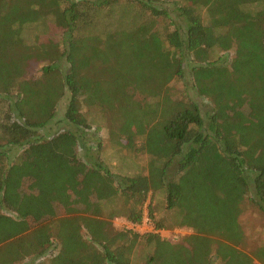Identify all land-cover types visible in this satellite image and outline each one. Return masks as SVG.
Masks as SVG:
<instances>
[{"label": "trees", "instance_id": "obj_1", "mask_svg": "<svg viewBox=\"0 0 264 264\" xmlns=\"http://www.w3.org/2000/svg\"><path fill=\"white\" fill-rule=\"evenodd\" d=\"M122 3L131 10L110 28ZM168 3L183 25L163 35ZM52 24L62 43L42 41ZM187 70L211 111L173 98ZM85 107L121 148L149 156L147 174L115 178L82 161ZM55 119L76 130L52 133ZM146 123L142 144L124 134ZM157 193L171 225L155 217ZM247 200L264 215V0H0V206L17 214L0 211V264H134L140 245L144 264H264V243L251 246L241 224ZM147 202L158 229L195 234L175 243L112 223H140Z\"/></svg>", "mask_w": 264, "mask_h": 264}, {"label": "rangeland", "instance_id": "obj_2", "mask_svg": "<svg viewBox=\"0 0 264 264\" xmlns=\"http://www.w3.org/2000/svg\"><path fill=\"white\" fill-rule=\"evenodd\" d=\"M165 7L168 8L169 11L172 12L171 20L166 22L162 18L158 19V23L156 25L157 30L161 34L166 33L167 28L169 27V24L171 21L183 25V21L177 17V13H175L174 7L171 3H168L165 5ZM116 9H113V14H115V17L111 19L110 28L116 29L119 26H117V19L120 13L124 11L131 10V6L126 3H122L119 6L115 7ZM107 22L106 20H103L102 24L100 25V28L102 31H105L107 28ZM42 29V26L38 27L36 31H40ZM112 29V30H113ZM35 31V32H36ZM30 35L33 36L31 33ZM29 36V35H28ZM41 39L44 42H48L50 40L54 41H61L63 39V35L60 29H57L53 24L50 25V29L48 32L43 33L41 35ZM63 49V47H62ZM214 55L215 52L213 53ZM213 55V56H214ZM233 56V52L228 55V59H230ZM65 65V64H64ZM42 65L37 64H31L30 72L32 76L40 75L42 72ZM171 93L173 95L174 99H193L197 102H199L204 110V112L211 111V104L204 100L203 98L199 97L196 93V91L193 89V81L192 76L190 74V71L187 70L186 72V78L184 81H176L172 83L171 85ZM67 100L64 99L58 109H57V119H63L64 111L67 107L66 104ZM89 109V108H88ZM84 108V113L86 114L87 121L91 127L89 131H87V136L85 138V142H82V138H79V144L81 147H79V157L87 163L88 165H96L101 164L103 167L108 169L111 174L117 178L122 176H135L139 174H147L148 171V163H149V156L145 153H137V152H130L128 150H124L121 148L120 145H118L112 136H110V130L108 129V121L106 120L105 116L100 112L99 109L91 108V109ZM55 119L52 124L49 126V128H52V133L56 132H62L66 131L68 129H72L75 131V128H72L71 126L66 125L65 122L62 124H54L56 122ZM227 123L230 125L231 121L230 119L227 120ZM149 124L146 123V126L144 128H141L140 126H134V127H128V129H124V134L129 135H136L137 140L140 142L139 144H142L146 139L148 134L149 127H147ZM143 129H145L143 131ZM50 130V129H49ZM51 133V131H48ZM43 133V131H42ZM77 133V132H75ZM49 134V133H48ZM54 134H52L53 136ZM83 145H86V147H83ZM24 148L20 147H14L10 149V154L12 156L11 163L16 164L19 156L22 154ZM63 188H66L63 185ZM75 197V196H74ZM112 199H110L111 201ZM164 196L163 194L157 193L154 195L153 201H152V207L154 208V214L157 219L165 220L167 225L173 224L177 218V214L174 212L167 211L163 206ZM147 204H150V202H147ZM117 207V202L115 203H108L102 207V209H105V213H110L114 208ZM244 213L241 217V224L243 228L245 229V232L249 239V244L252 246L256 244V242L264 243V215L259 212L258 208L253 205L249 200L244 202L243 204ZM4 211L7 214H10L12 216H16L17 214L11 213L8 211L3 210V208L0 206V211ZM79 212L80 210H76ZM92 210H89L85 212L84 214L92 215ZM94 216H100L101 217V211L99 210ZM112 223L117 228H123L125 226V219L124 217H118L114 218L112 220ZM51 234L54 232V223L49 222L46 224ZM54 241V239H52ZM55 246V245H53ZM56 252L55 248H51L49 253ZM150 250L145 245H140L137 254L134 260V264H144V259L147 254H149ZM32 258L26 259L25 262L22 264H31Z\"/></svg>", "mask_w": 264, "mask_h": 264}, {"label": "built area", "instance_id": "obj_3", "mask_svg": "<svg viewBox=\"0 0 264 264\" xmlns=\"http://www.w3.org/2000/svg\"><path fill=\"white\" fill-rule=\"evenodd\" d=\"M123 228L135 230L140 234L158 233L163 239L175 243L179 242L186 236L195 234L192 229L186 227L173 229H158L150 215L149 204H146L144 206L143 217L140 223H132L125 220V226Z\"/></svg>", "mask_w": 264, "mask_h": 264}]
</instances>
